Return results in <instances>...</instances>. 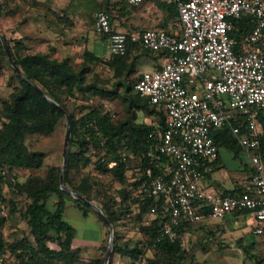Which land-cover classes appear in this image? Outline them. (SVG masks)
I'll return each instance as SVG.
<instances>
[{"label":"built area","instance_id":"2783aa9c","mask_svg":"<svg viewBox=\"0 0 264 264\" xmlns=\"http://www.w3.org/2000/svg\"><path fill=\"white\" fill-rule=\"evenodd\" d=\"M126 1L138 5L144 0ZM169 1L176 3L179 13L173 29L116 31L107 11L95 14V27L106 37L111 54H125L129 43L163 53L161 67L142 72L134 85L167 116L164 125L154 120L147 153L163 171L146 187L149 194L163 198L161 235L175 241L183 238L179 227L185 222L224 220L236 214L262 233L264 0ZM225 127L254 171L241 190L230 194L206 186L209 167L202 169L217 158L214 135ZM121 155L124 160L133 156L128 145ZM162 156L167 158L160 161ZM147 173L152 176V168ZM0 264H15L7 245L0 251Z\"/></svg>","mask_w":264,"mask_h":264},{"label":"trees","instance_id":"16d2710c","mask_svg":"<svg viewBox=\"0 0 264 264\" xmlns=\"http://www.w3.org/2000/svg\"><path fill=\"white\" fill-rule=\"evenodd\" d=\"M161 7L166 10L168 16L178 19L176 3H163ZM2 8L3 5L0 3V15ZM125 9L127 7L120 0L116 3H109L103 10L110 14L113 24L114 13ZM103 37L107 40L105 36ZM20 47L22 46L15 44V51ZM2 48H5L3 43ZM138 48L140 47L129 43L125 54L131 55ZM142 50L151 53L157 59L163 55L161 52ZM4 52L7 53L6 49ZM89 52L92 51L85 53L87 58L104 62L98 55L94 53L92 55ZM17 54V52L16 55L14 54V61L21 70V73L17 71L20 82L12 99L6 102L9 120L3 122V126L0 128V201L5 200L1 185L17 186L15 179L8 174L9 172L5 171L4 173L6 165L9 166V169H13L15 166L38 169L44 163L42 152L33 151L27 145L26 135L35 132L50 134L57 127L59 120L65 116V112L49 98L57 101L68 111V108L62 103L60 90L73 92L76 86L81 88L84 82L83 71H77L67 59L59 61L44 52ZM112 55L114 56L113 61L116 62L122 59L124 54ZM156 67L160 68L161 63H158ZM135 69L134 65V68L131 69L132 72ZM141 74L125 94V100L128 103V117L125 120H116L114 114L98 107H93L80 118H75L74 114L70 112L71 137L70 148L66 152L65 182L70 180L69 171L72 168L79 165L88 166L92 162V150L94 152L104 151L102 156L97 159L99 169L109 171L113 177L124 184L127 183V172L131 168L129 163H132L137 174L134 180L129 183L130 187L128 189L122 187L118 190V201L114 200L100 205L114 228L112 255L113 257L115 255L131 257L135 263L141 253L153 250L155 255H148L147 264H170L172 258H177L185 252L184 239L179 238L171 241L167 237H162V225L165 220L162 209L163 198L153 196L146 190L152 178L163 173L161 166L156 165V160L147 155L151 145L148 135L153 129L154 120L164 125L167 116L157 105L151 104L147 98L135 91L134 85ZM131 89L135 93L130 95L128 92H131ZM138 111L147 113L149 121H137L136 113ZM259 119H261V114ZM214 136L219 148L226 145L236 154L241 151L236 137L228 127L216 131ZM125 145H128V150L133 153V156L124 160L121 153ZM73 146L76 147V150L72 149ZM260 152L264 160V134L261 136ZM219 156L220 151L217 158L213 162L205 163L202 169L205 170L209 165L219 167ZM166 158V156H162L160 161ZM113 162L115 164H112ZM147 168H152V176L148 175ZM60 173L61 168L53 167L48 171L47 178L32 177L25 185L26 191L32 199L27 205L25 215L33 239L25 237L11 245L14 251L11 252V257L15 264H78L82 260L79 249L74 246L77 231L64 218V212L69 197L85 207H91V204L71 196L70 192L63 189L60 183ZM241 187L242 185H239L233 189L223 190V192L230 194L241 190ZM92 188V185L86 183L83 187L74 186L73 190L91 199L88 191ZM11 203L12 207L9 211L7 203L1 205V210L5 209V213L3 214L0 210V251H3L4 246L8 244L4 235L8 214L16 211L15 202L11 201ZM152 207L157 208L156 213L151 212ZM135 208L137 211L133 212ZM84 213L86 214V210ZM123 215L137 226L141 235L140 239L134 243H122L118 226L123 220ZM238 215L236 214L235 217L238 218ZM99 218L104 222L100 215ZM228 219H232V217L224 220ZM190 226L191 222L181 224L179 230L182 236ZM104 251H107V247L104 248ZM104 261L105 257L101 256L92 260L91 263L104 264ZM110 264H113V260ZM256 264H264V259L258 260Z\"/></svg>","mask_w":264,"mask_h":264},{"label":"rangeland","instance_id":"374dc122","mask_svg":"<svg viewBox=\"0 0 264 264\" xmlns=\"http://www.w3.org/2000/svg\"><path fill=\"white\" fill-rule=\"evenodd\" d=\"M28 1L27 5H25L20 3V0H0L3 5L0 15V34L7 38L13 60L16 52L18 53L17 55L34 52L48 53L53 59L59 61L67 59L77 71H83L84 82L81 88L76 86L73 92L60 90L62 103L68 108V111L57 101L49 98L50 101L58 103L65 112V116L59 120L57 127L52 133L35 132L26 135V143L29 148L33 151L42 152L44 158L42 166L38 169L17 166L9 169V166L6 165L5 170H3L4 173L5 171L9 172L8 174L15 179L17 185L15 187H8L5 184L1 185L5 200L0 201V210L1 205L7 203L9 211L12 207L11 201L15 202L16 207L14 213L10 212L8 214V219L4 226L5 240L12 253L14 251L11 245L15 242L25 237L33 239L30 235V228L25 215L27 205L32 199L26 191L25 185L32 177L47 178L48 171L53 167L61 168L62 173L64 156L70 148L71 134H69L67 147L65 148L70 112L74 114L75 118H80L93 107H98L114 114V119L116 120H125L128 117V103L125 100L128 88L133 85L141 72L152 70L158 63H161L160 59L140 48L134 50L131 55L124 54L122 59L114 62V56L107 49L108 45L105 43L106 40L103 35L96 29L95 24L94 26L89 22L86 24L84 22L86 21L85 18L82 19L83 28L80 32L70 31L69 33V35L72 33L70 39H73L76 44L73 46V43L67 38L69 35H66L63 29L58 27L50 28V26L47 28L48 25L42 19L43 7L41 3L43 0ZM105 7L99 10H103ZM87 8L90 9L88 4ZM4 10L8 12L3 14ZM136 11L137 9H134L133 12ZM165 14L167 13L157 7H152L149 11V16L156 21L159 18H165ZM55 18L56 20L58 19L57 16ZM113 19L114 22L117 20L118 23L126 24L120 11L114 13ZM53 41L56 43L53 44ZM94 41L101 42L103 48L101 50L92 49ZM2 43L0 39V128L3 126V122L9 120L6 112V102L12 99V95L20 82L19 73L12 65L7 53L4 52L5 48H2ZM15 44L22 47L15 51ZM69 44L71 47L68 46ZM88 51H92L89 52L91 54L98 55L104 62H97L89 57L87 58L85 53ZM134 65L136 69L132 72L131 69L134 68ZM128 93L131 95L135 92L131 89V92ZM103 94H106V96H103ZM146 115L147 113L138 111L136 113L137 121H149V117ZM69 125L71 132V120ZM72 149L76 150V147L73 146ZM92 151V162L88 166L79 165L72 168L69 171L70 180L67 182H65L64 174L63 185L72 192L79 193L74 191L73 187L77 185L83 187L86 183H89L93 187L88 191L91 199L81 195L102 210L101 204L114 200L118 201V190L122 187L128 189L130 187L129 183L134 180L137 171L133 168L132 163H129L131 168L127 172V183H121L109 171L99 169L97 159L102 156L104 151ZM234 153L236 157L233 156ZM246 160L244 154L239 152L236 154L234 150L224 149L222 165L214 172L213 178L224 181L226 187H231V177L240 180L246 175V172L243 171ZM213 189L217 192L221 191L217 187H213ZM70 194L75 197L73 193ZM83 209L86 210V214ZM136 211L137 208L133 210V212ZM126 217L123 215V220L119 224L118 230L122 243L131 244L140 239L141 235L137 226ZM64 218L77 231L74 246L79 249L82 259L78 264H92V260L101 256L105 257L104 264H106L111 244V230L105 222L100 220L99 213L93 206H82V204L69 197ZM183 239L185 252L177 258H172L170 264H256L258 260L264 259V231L256 233L254 225L246 223L245 216L244 218L243 216L233 217L228 220L209 219L192 222L188 231L183 235ZM113 245L114 228L112 253ZM105 247H107L106 252L104 251ZM148 255L153 256L155 253L153 250L141 253L135 263L131 257L120 255L113 257L112 255L109 264L111 260H113V264H132V262L133 264H147Z\"/></svg>","mask_w":264,"mask_h":264},{"label":"crops","instance_id":"0c3cea01","mask_svg":"<svg viewBox=\"0 0 264 264\" xmlns=\"http://www.w3.org/2000/svg\"><path fill=\"white\" fill-rule=\"evenodd\" d=\"M120 0H43L41 3L43 7V15L42 19L46 22L48 25L47 28H54L58 27L59 29H63L65 31L66 35H69L70 31H81L82 30V19L85 18L86 21H84L86 24L89 22L92 26H94L95 17L94 14L97 13V10L104 8L109 3H116ZM123 2V5L126 7L128 6L127 10H122L120 13L122 15V19L126 24L118 23L117 20L113 22V28L116 31H124V32H137L142 31L146 28H160L164 27L166 29H173L175 23L178 19L175 17L168 16L165 14V18H159L157 21L155 19H152L149 16V11L152 9V7H157L159 10L166 12L165 9L161 7L163 3L169 4L174 3L170 2L169 0H144L141 4L133 5L128 3L126 0H121ZM29 1L28 0H20V3H23L27 5ZM87 4L90 6V9L87 8ZM134 9H137L136 12H133ZM8 11L4 10V13H7ZM12 12V11H9ZM58 17L56 20L55 17ZM114 21V20H113ZM174 24H173V23ZM52 25V26H51ZM72 33L67 36V38L70 39V36ZM73 43V46L76 45L73 39H70ZM56 42L53 41V44ZM108 47L107 49L110 52L108 41L105 42ZM60 44V43H58ZM71 47V45H68ZM103 44L99 41L93 42V48L94 50L102 49ZM111 53V52H110ZM142 73V72H141ZM259 130L261 132V136L264 134V110L261 112V119H259ZM230 150V147H227L226 145H222L219 148L220 151V160H219V167H214L213 165H209L208 169L205 171L206 178H205V184L206 186L213 188L217 187L221 191L226 189H233L239 185H242L243 182L249 178L253 174V168L248 163V159L246 155L241 151L239 153H242L246 157V163H245V169L243 171L246 172V175L242 179L238 178H230L231 187H226L224 181L221 180H215L213 178V174L216 170L220 168L222 165V153L223 150ZM232 150V149H231ZM233 156L236 157L235 153ZM204 221V220H203Z\"/></svg>","mask_w":264,"mask_h":264},{"label":"water","instance_id":"95a60500","mask_svg":"<svg viewBox=\"0 0 264 264\" xmlns=\"http://www.w3.org/2000/svg\"><path fill=\"white\" fill-rule=\"evenodd\" d=\"M0 39L2 40L3 42V45L7 51V54L9 56V59L12 63V65L14 66V68L19 72L21 73V70L20 68L18 67V65L15 63V61L13 60V56H12V52H11V49L8 45V42H7V39L5 38L4 35L0 34ZM29 81V80H28ZM38 90H40V88L37 87ZM41 91V90H40ZM53 103L59 108L61 109L62 111L63 108L56 102L53 101ZM69 122H70V119L68 117V128H67V133H66V140H65V148L67 147V143H68V139H69V134H70V125H69ZM66 158H67V155L65 153V156H64V165H63V168H62V173H61V183H62V188L65 189L66 191L70 192V193H73L74 196L84 202H87V203H90L93 208L99 213V215L103 218L104 222L109 226L110 230H111V244L109 246V250H108V255H107V261H106V264H109L110 262V258L112 256V241H113V227L112 225L110 224L108 218L106 217V215L103 213V211L95 204L91 203V201L87 200L84 196H82L81 194L79 193H75V192H72L69 188L65 187L63 185V182H64V174H65V166H66Z\"/></svg>","mask_w":264,"mask_h":264}]
</instances>
